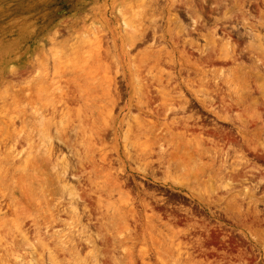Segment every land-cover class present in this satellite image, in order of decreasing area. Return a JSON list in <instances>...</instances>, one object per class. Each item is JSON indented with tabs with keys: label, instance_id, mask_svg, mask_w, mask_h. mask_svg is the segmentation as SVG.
Instances as JSON below:
<instances>
[{
	"label": "rangeland",
	"instance_id": "obj_1",
	"mask_svg": "<svg viewBox=\"0 0 264 264\" xmlns=\"http://www.w3.org/2000/svg\"><path fill=\"white\" fill-rule=\"evenodd\" d=\"M0 264H264V0H0Z\"/></svg>",
	"mask_w": 264,
	"mask_h": 264
}]
</instances>
